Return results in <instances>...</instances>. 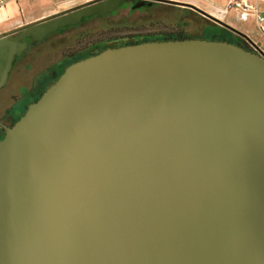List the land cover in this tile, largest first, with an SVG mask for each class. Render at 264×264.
Here are the masks:
<instances>
[{
    "label": "water",
    "instance_id": "95a60500",
    "mask_svg": "<svg viewBox=\"0 0 264 264\" xmlns=\"http://www.w3.org/2000/svg\"><path fill=\"white\" fill-rule=\"evenodd\" d=\"M122 1L87 0L1 31L0 86L26 36ZM0 123V264H264L255 45L188 36L107 46Z\"/></svg>",
    "mask_w": 264,
    "mask_h": 264
},
{
    "label": "rangeland",
    "instance_id": "374dc122",
    "mask_svg": "<svg viewBox=\"0 0 264 264\" xmlns=\"http://www.w3.org/2000/svg\"><path fill=\"white\" fill-rule=\"evenodd\" d=\"M124 10L120 8L110 15L95 17L79 28L55 33L30 47L19 58L9 79L0 87V112L6 111L8 106V111L15 109L13 113L25 109L31 101L33 90L36 92L46 86L45 74L52 65L65 51L82 46L85 40H106L136 29L147 30L157 36L180 31L186 35L207 38L216 28L215 21L209 16L186 7L153 2L131 12ZM227 19H230L229 15H226Z\"/></svg>",
    "mask_w": 264,
    "mask_h": 264
},
{
    "label": "crops",
    "instance_id": "0c3cea01",
    "mask_svg": "<svg viewBox=\"0 0 264 264\" xmlns=\"http://www.w3.org/2000/svg\"><path fill=\"white\" fill-rule=\"evenodd\" d=\"M84 1L87 0H0V32ZM175 1L179 2L177 3ZM247 1L255 3L259 14L262 15L263 20L261 28L258 27L252 13L240 14L238 9L227 7L226 4L228 0H135V4L144 2L149 5L153 2L165 3L172 6L190 8L196 13L202 14L185 3L194 4L205 12L220 18L244 34H238L224 26L229 30L225 35L226 37L243 43L242 45H248L251 48L255 45L264 52V0ZM226 15H229L230 19L226 20ZM246 37H248L249 40H247Z\"/></svg>",
    "mask_w": 264,
    "mask_h": 264
},
{
    "label": "flooded vegetation",
    "instance_id": "af4514ba",
    "mask_svg": "<svg viewBox=\"0 0 264 264\" xmlns=\"http://www.w3.org/2000/svg\"><path fill=\"white\" fill-rule=\"evenodd\" d=\"M126 1L127 0L122 1L115 8H113V9H111L109 11H106V12H104L102 14L81 15L80 18L77 21H75L73 23H68V24L59 26L56 29L45 33L42 37H40L38 39H31L29 36H26V45L22 48V50L18 53L17 56H15L14 60L12 61V64H11L9 70H8L5 82L9 79L12 70H14L16 63L19 61V58L30 47H33L36 43H38L39 41H41L45 37H49L50 35H53L55 33H60L62 31H65L67 29H71L73 27L79 28L84 23H88L90 21H93V19H95V17H99V16H103V15H110V14L115 13L116 11H118V9H120V8H122L123 10L125 9L124 10L125 12H131L134 9H138L139 7L143 8L144 6L149 5L146 2L135 4V0L134 1H127V2ZM215 23L218 24L217 22H215ZM219 25H221V24H219ZM143 37H150L151 39H153V37H157V35L149 33L147 30L136 29V30L131 31V32L127 33V34H122V35H119V36H115L113 38L111 37L110 39H106V40H101V39L85 40V43H83L82 46H77L75 48H72L70 50L65 51L62 54V56L56 61V63L58 62V65H56V63L53 64L52 68L49 71L46 72V74H45V83H50L52 80H54L56 78V76L62 71V69L68 63H70L73 60H76L78 58H81V57H84L86 55L92 54V53H94V52H96V51H98V50H100V49H102L104 47H107V46H113V45H118V44L128 43V42H135L133 40L139 41V40H141L140 38H143ZM240 44L242 45L243 43H240ZM243 46H245V45H243ZM245 47H249V46L246 45ZM249 48H251V47H249ZM55 68H57V69H55ZM53 73H54V75H53ZM53 77H54V79H53ZM5 82L2 84V86L5 84ZM2 86H0V87H2ZM41 91L42 90H39V91L36 90V92H35V90H33L32 96H31V101L34 98H36V96H38V94H40ZM8 108H10V107L8 106L7 108H5L6 111H3V112L1 111L0 112V121L5 123V124H7V125H10L23 112L24 109L18 110L17 113H13V111L15 109L12 108V109H9V110H12V111H8L7 110ZM2 133H3V126L0 123V136L2 135Z\"/></svg>",
    "mask_w": 264,
    "mask_h": 264
},
{
    "label": "trees",
    "instance_id": "16d2710c",
    "mask_svg": "<svg viewBox=\"0 0 264 264\" xmlns=\"http://www.w3.org/2000/svg\"><path fill=\"white\" fill-rule=\"evenodd\" d=\"M216 24V23H215ZM228 29L219 25V24H216V28L213 29L212 31V34L207 36V38H216V39H225V40H228V41H232V42H235V43H239L238 41L236 40H232L228 37H226V33H228ZM188 36H191V35H186L180 31H177V32H174V33H167V34H163V35H159L157 37H153V38H182V37H188ZM141 40H144V39H151L150 37H143V38H140ZM139 40V39H138ZM133 41H136V40H133ZM240 44V43H239ZM55 77V76H54ZM53 77V79H54ZM53 81V80H52ZM51 81V82H52ZM49 83L45 84L46 86L48 85ZM45 86V87H46ZM44 87V88H45ZM43 88V89H44ZM42 89V90H43ZM39 95V94H38ZM37 97V96H36ZM35 99V98H34Z\"/></svg>",
    "mask_w": 264,
    "mask_h": 264
},
{
    "label": "built area",
    "instance_id": "2783aa9c",
    "mask_svg": "<svg viewBox=\"0 0 264 264\" xmlns=\"http://www.w3.org/2000/svg\"><path fill=\"white\" fill-rule=\"evenodd\" d=\"M226 6L238 9L240 14L252 13L258 27L261 28L263 17L259 14L255 3L248 2L247 0H228Z\"/></svg>",
    "mask_w": 264,
    "mask_h": 264
}]
</instances>
